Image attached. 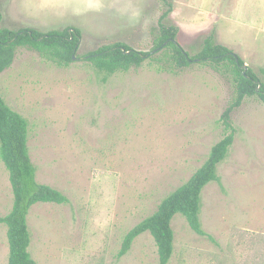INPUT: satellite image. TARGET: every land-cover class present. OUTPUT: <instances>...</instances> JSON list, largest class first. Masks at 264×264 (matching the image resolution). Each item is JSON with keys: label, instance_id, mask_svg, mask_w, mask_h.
Wrapping results in <instances>:
<instances>
[{"label": "rangeland", "instance_id": "obj_1", "mask_svg": "<svg viewBox=\"0 0 264 264\" xmlns=\"http://www.w3.org/2000/svg\"><path fill=\"white\" fill-rule=\"evenodd\" d=\"M171 2L169 11L161 0H0V28L82 33L70 64L20 47L0 74L1 96L28 121L36 181L69 201L30 209L29 252L38 264H159L149 232L119 257L125 237L229 134L234 143L219 166L220 183L203 192L200 218L208 236L177 215L170 264H264V102L246 97L233 107L235 76L224 65L177 69L155 55L107 75L86 58L116 42L150 52L163 22L178 29L191 56L213 38L264 80V0ZM13 205L0 157V218ZM9 253L7 227L0 224V264H8Z\"/></svg>", "mask_w": 264, "mask_h": 264}, {"label": "trees", "instance_id": "obj_2", "mask_svg": "<svg viewBox=\"0 0 264 264\" xmlns=\"http://www.w3.org/2000/svg\"><path fill=\"white\" fill-rule=\"evenodd\" d=\"M161 2L169 11L172 10L171 0H161ZM2 19L0 13V23ZM177 37V28L160 22L150 52L136 51L123 42H116L89 53L86 58L97 71L107 75L141 67L147 59H155V55L163 56L172 67L177 69H185L197 62L224 65L235 76L237 100L233 107L239 106L246 97L258 96L264 102V80L250 68L244 70L245 63L238 55L217 44L213 38H208L202 49L191 56L179 44ZM81 38V31L75 28L51 30L45 33L34 29L12 31L0 28V74L12 66L16 51L20 47H27L44 54L59 65H68L74 61ZM153 51L157 53L153 54ZM233 107L223 115L227 125ZM28 135V121L13 111L0 94V157L10 174L14 194L12 211L0 218V224L7 227L10 251L8 264H38L29 252L30 209L39 203L62 205L69 202L60 191L36 181L37 169L31 161ZM233 143L234 135L229 134L214 145L207 161L192 178L166 197L152 216L143 220L128 233L118 256L126 255L134 240L149 232L158 247L159 264H170L175 253L172 222L179 214L187 220L194 232L200 236H208L202 228L200 218L203 192L210 184L220 183L218 169L227 159ZM210 238L214 241L212 237Z\"/></svg>", "mask_w": 264, "mask_h": 264}, {"label": "water", "instance_id": "obj_3", "mask_svg": "<svg viewBox=\"0 0 264 264\" xmlns=\"http://www.w3.org/2000/svg\"><path fill=\"white\" fill-rule=\"evenodd\" d=\"M165 45H166V44H165ZM154 53H157V51H153V54H154ZM74 59H75V58H74ZM243 68H244V70H247V69H248V67H247L246 65H244Z\"/></svg>", "mask_w": 264, "mask_h": 264}]
</instances>
